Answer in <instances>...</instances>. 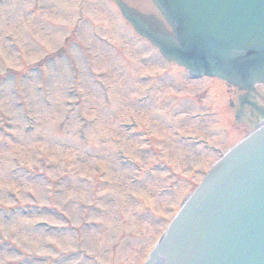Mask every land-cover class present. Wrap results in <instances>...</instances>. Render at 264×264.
Here are the masks:
<instances>
[{"label":"rangeland","instance_id":"obj_1","mask_svg":"<svg viewBox=\"0 0 264 264\" xmlns=\"http://www.w3.org/2000/svg\"><path fill=\"white\" fill-rule=\"evenodd\" d=\"M103 1L84 0L87 10L85 9L83 15L87 23L84 22L86 20L81 21L74 16L69 20L57 22L56 29L46 22V28L42 31L48 32L50 29L52 33H45L46 39H42L41 29L38 30L37 27L42 21L34 20L35 26L31 28L30 23L34 16L30 15V12L25 15L29 23H22L21 18L14 19L16 23L12 19L6 20V14L13 8L23 13L26 6L28 10L33 6L39 7L38 2L0 0V202L8 204L11 210V216L7 220L0 214V232L6 238V242L0 240V264H3V256L15 259L10 241L27 252L26 259H20L17 264H71L76 260L78 251L73 245V230L67 229L66 224L80 227L81 247H87L88 252L94 254L102 264H141L155 244L160 230L196 183L189 184L185 176L195 178L198 171L214 160L217 149H224L237 139L228 124L213 126L210 115H206L204 119V123L209 127L208 133H201L196 129L195 118H182L181 115L182 106L194 110L198 107V102L205 100L210 103V108H217V103L223 99L221 90H224V86L220 83L214 84L216 81L211 78L194 80L187 77L186 72L176 65L168 68V65L161 64L160 59L150 47L145 46L143 40L137 42L134 39V33L127 25L122 27L125 41L121 35L113 32L109 34L107 27L113 31V25L100 9ZM59 23H62L61 27ZM90 24L98 33H102L101 40L91 35ZM103 25L106 27L105 33L100 28ZM7 29H11V40L3 36ZM53 33L59 36L56 37ZM69 34L73 36V40L81 41L85 46L77 47L73 42L68 46L62 60L50 58H57L55 54L45 55L54 51L61 43V38ZM48 36L52 38L48 39ZM104 43L108 45L105 46ZM98 50L100 52H96ZM140 53L147 54V58L140 61ZM43 55L45 57L42 59ZM37 61H40L44 71L34 66ZM26 64L33 66L31 71L24 72ZM62 64L77 66L76 87L81 92V100L76 102L75 107L79 105L85 116H93L92 121L89 120L84 126L82 134L77 130L78 120L75 115L64 113L67 106L64 100L71 98V94L68 93V81L63 80V77L68 79L64 72L67 74L71 69L65 70L61 67ZM6 70L9 72L5 73ZM147 71L156 73L155 83L150 90L153 99L156 94L163 95L166 91L168 95L154 99L153 105H157L158 101L162 102L156 108V119L148 123L149 130L160 139V144L163 143L160 146L161 156L166 163L174 165L175 159H179V176L166 170L159 154L156 155L157 149L144 147V141L135 135L127 134L119 125L120 121L128 119L129 113H121L114 121L116 115L112 117L103 112L104 105L109 104L117 114L118 105L122 104L115 98L111 100L110 88L111 92L113 88L118 90L113 95L130 97L129 102L126 101V112L131 111L133 101L138 95L137 91L145 83V80L139 79V75ZM40 75L42 83L39 81ZM52 82V85L56 82L62 85L57 89L56 86L50 85ZM102 83L107 86L109 99L102 94ZM171 85L180 86L183 90L181 94L194 93L195 96L191 95L188 100L183 97L175 100L171 95ZM167 87L170 88V94ZM160 89L163 91L158 93L157 90ZM45 94L47 100L44 102ZM17 100H23L26 102L24 104L28 105V112L33 115L32 128H24L26 120L21 108L22 103ZM75 107L72 113L77 114ZM141 107L142 105L132 112L136 118L144 113ZM169 107H172L170 113L167 112ZM226 107L225 101L223 108L226 110ZM107 109L110 113L109 108ZM220 115L222 116L221 112ZM197 123L204 127L202 123ZM175 130L180 135H175ZM241 132L238 133L242 134ZM7 135L16 141L17 146L12 143L8 145ZM183 136L190 138L183 141ZM121 137L122 141L116 145L114 141L121 140ZM106 143L110 144L111 148L116 146L114 151L108 149ZM188 147L193 150L177 155L178 148ZM38 148L43 152H39ZM116 148L128 150L131 158L139 160L141 171L136 168L134 174L133 165L119 164ZM195 150L197 154L191 158ZM52 152H57L55 157H45ZM184 154L187 155L186 160ZM13 156H18L21 162L36 168L37 174L27 176L22 168L12 171ZM58 158L59 164L56 163ZM74 160L77 165L72 169L68 166ZM183 161H186V166ZM95 164L99 165L101 171L94 170ZM175 169H178V166L174 165ZM42 170L48 174L49 179L41 177L39 172ZM133 174L140 176L141 180L131 182ZM90 179L94 180L93 188L88 184ZM169 181L173 182L172 185H177V190L168 189L160 194L159 188ZM8 186H13V191L18 192L21 204H26V213H22L19 204L11 199V193L6 191ZM129 192L138 197H130ZM84 203L87 205L82 206ZM147 206L151 212L160 215L158 221L148 215ZM40 207L41 211L37 212ZM54 207L60 210L59 215L53 213ZM39 219H46L50 225L64 227L59 231L53 227L47 230L35 227L33 223ZM48 240L57 245V251L50 247ZM40 257L50 258V261L46 263ZM77 264L91 263L83 259Z\"/></svg>","mask_w":264,"mask_h":264},{"label":"water","instance_id":"obj_2","mask_svg":"<svg viewBox=\"0 0 264 264\" xmlns=\"http://www.w3.org/2000/svg\"><path fill=\"white\" fill-rule=\"evenodd\" d=\"M249 1H252V7L254 5L259 11H264L260 4H264V0ZM157 2L172 25L175 39L156 34L148 36L166 56L173 57L193 72L218 74L231 79L250 81L263 72L264 15L255 17L246 12L233 13L236 5L230 0ZM229 3L234 6L230 7ZM185 221L180 213L173 224V234L162 244L161 251L166 253L169 264H180L179 259L187 251L191 254L197 252V249L190 250L197 237L190 236L187 228L183 231Z\"/></svg>","mask_w":264,"mask_h":264},{"label":"flooded vegetation","instance_id":"obj_3","mask_svg":"<svg viewBox=\"0 0 264 264\" xmlns=\"http://www.w3.org/2000/svg\"><path fill=\"white\" fill-rule=\"evenodd\" d=\"M236 97L238 99V94L235 92ZM240 102L238 101V104L236 105V109L240 111L243 115L244 120L248 124V113L252 114L253 105L248 101V94H240L239 96ZM251 105V106H250Z\"/></svg>","mask_w":264,"mask_h":264},{"label":"bare ground","instance_id":"obj_4","mask_svg":"<svg viewBox=\"0 0 264 264\" xmlns=\"http://www.w3.org/2000/svg\"><path fill=\"white\" fill-rule=\"evenodd\" d=\"M157 264H160V262H159V263H157Z\"/></svg>","mask_w":264,"mask_h":264}]
</instances>
